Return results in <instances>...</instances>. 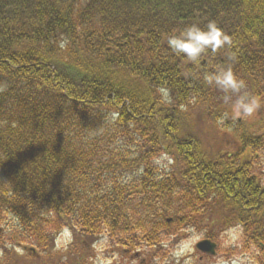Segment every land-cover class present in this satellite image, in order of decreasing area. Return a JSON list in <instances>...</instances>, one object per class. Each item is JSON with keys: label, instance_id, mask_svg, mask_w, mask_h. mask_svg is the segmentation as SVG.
Returning <instances> with one entry per match:
<instances>
[{"label": "trees", "instance_id": "16d2710c", "mask_svg": "<svg viewBox=\"0 0 264 264\" xmlns=\"http://www.w3.org/2000/svg\"><path fill=\"white\" fill-rule=\"evenodd\" d=\"M209 20L232 46L198 65L168 48L169 35ZM229 55L245 90L264 95V0H0V264H86L103 230L117 250L140 247L143 233L149 249L172 250L173 232L205 217L174 206L167 188L186 194L174 179L205 170L198 126L225 129L230 100L203 77ZM160 152L173 161L151 173ZM158 177L167 183L142 207L137 189ZM216 177L242 199L256 194L244 176ZM64 227L76 241L65 256L55 248Z\"/></svg>", "mask_w": 264, "mask_h": 264}, {"label": "flooded vegetation", "instance_id": "af4514ba", "mask_svg": "<svg viewBox=\"0 0 264 264\" xmlns=\"http://www.w3.org/2000/svg\"><path fill=\"white\" fill-rule=\"evenodd\" d=\"M264 99V96L258 98ZM261 105V104H260ZM263 105L260 106V109ZM244 118L232 121H225L224 133L229 134L228 128L235 131V126L241 124ZM260 122V118L256 121ZM243 134V133H242ZM242 134L236 136L231 148L224 144L222 149L210 152L204 155L205 170L201 172L194 170L186 174L188 179H174L175 183L191 185V190L186 194H179L174 189L167 188L172 193V204L174 206H191L197 209H206L205 217L188 219L187 226L191 228L192 233L204 231V235L199 237L193 243V249L186 257L175 258V262L169 257L163 258L164 251L150 250L143 244V234L141 245L138 249L128 251L123 248L120 251H113L114 259L124 262L123 264H182L187 258L188 264H260V248L263 247L260 241V218L259 211L261 207L259 200L260 192L264 193V172L260 170L261 161L259 150L263 145L264 136L259 132L253 133L252 138H242ZM198 140V139H197ZM198 142H201L198 140ZM234 175L244 176L248 182H253L255 191L251 198L242 199L240 188L232 187L233 180H230L231 186L226 181L225 185L219 181L216 175L223 176ZM204 178L201 180L200 176ZM157 183H167L158 179ZM260 187V188H259ZM141 204L143 207V186L141 188ZM189 201V205L186 202ZM228 234H235L231 239ZM200 239H209L214 242L215 252L212 254L197 249V242ZM161 257V258H159ZM116 262H112L115 264Z\"/></svg>", "mask_w": 264, "mask_h": 264}, {"label": "clouds", "instance_id": "9594fccd", "mask_svg": "<svg viewBox=\"0 0 264 264\" xmlns=\"http://www.w3.org/2000/svg\"><path fill=\"white\" fill-rule=\"evenodd\" d=\"M166 43L174 54L183 55L188 62L198 65L201 62V55L206 50L216 53L225 46H232L233 41L214 20H209L204 28L197 24H190L178 33L169 35ZM235 59V55H229L223 67L205 73L203 77L208 85L225 93V98L230 100V110L219 117L221 123L228 119L237 121L252 116L261 106L258 98L245 90V82L234 73L232 62ZM155 163L160 168L167 167L166 157H162Z\"/></svg>", "mask_w": 264, "mask_h": 264}, {"label": "rangeland", "instance_id": "374dc122", "mask_svg": "<svg viewBox=\"0 0 264 264\" xmlns=\"http://www.w3.org/2000/svg\"><path fill=\"white\" fill-rule=\"evenodd\" d=\"M259 103L261 105H263L262 108H264V99H259ZM187 113H188V111L186 112V114ZM191 113L192 112L190 111V114ZM259 118H260V120L264 121V109L261 110L259 108L254 115L249 116V117H244V120L241 121L240 126L237 127L238 130L239 131L244 130V134H247V133L251 134V133L259 132L261 134V136H264V124H263V126H261L260 130H258L259 127L258 128L256 127L257 123H258L256 121ZM225 121L222 124H225ZM202 126H204V125H202ZM254 127H256V128H254ZM250 128H254V129L251 130ZM200 129H201V127L199 125L197 128V131H198V133H201L202 137H197V138L201 141L202 147H204V149L206 150L205 151L206 153H208V154L210 152L213 153L214 150L218 151V150L222 149V146L224 144H227L229 146L231 152L235 150V148H231L233 140L235 139L234 138L235 131H233L231 128L226 129L229 132V134H227V135L224 133L225 129H222V128L216 129L211 125H208L207 127L203 128L202 130H200ZM259 155H260L259 161H261L260 170L264 172V139H263V145L261 146V148L259 150ZM162 157H166V163L167 164H170L173 161L167 154L160 152L159 155L156 156V158L153 161L154 165H155V170L151 171V173L157 172L159 167L157 166L155 161L161 159ZM137 172H138V174H141L143 172V169L141 168ZM164 172H168V171H161V172H158V174H161ZM186 204L189 205V201L186 202ZM141 231L143 233V224L141 226ZM167 231L170 232V230H167ZM192 232L193 231L188 226L180 228L177 231L173 232V236L177 237V242L173 244L172 250L168 251L166 254L163 255V258L169 257V259L171 261L175 262V258L181 259L182 257H186L187 255H189V253L193 249V243L199 237L204 235V231H200V232L195 233V234H193ZM103 233L105 235V239L101 241V245L97 246L99 250L93 244L90 247L86 248V253L92 257L91 259L88 260V264H112V262H116L115 264H123L124 262L122 261V259H120V260H118V258L114 259L113 258L114 255H110L111 252L116 251L117 249H113V246L110 244L107 232L104 231ZM143 234H145V233H143ZM69 235H70V233H69ZM228 235L231 239H233L235 234H233V235L228 234ZM158 237H163V233L161 232L158 235ZM63 240H65L64 235H62L58 239V244H60V242ZM75 243H76V241L71 243L69 245V247H73V248L76 247ZM13 250L21 252V248H18V247H16V249L13 248ZM99 251H100V253H99ZM1 252H2V249H0V256L2 255ZM159 258H161V257H159ZM188 262H189V260L187 258H185L182 261V264H188ZM165 263L170 264L171 262H165ZM158 264H160V263H158ZM232 264H236V263L234 262Z\"/></svg>", "mask_w": 264, "mask_h": 264}, {"label": "water", "instance_id": "95a60500", "mask_svg": "<svg viewBox=\"0 0 264 264\" xmlns=\"http://www.w3.org/2000/svg\"><path fill=\"white\" fill-rule=\"evenodd\" d=\"M197 247L204 252L207 253H214L215 250V244L211 242L210 240L203 239L197 243Z\"/></svg>", "mask_w": 264, "mask_h": 264}]
</instances>
